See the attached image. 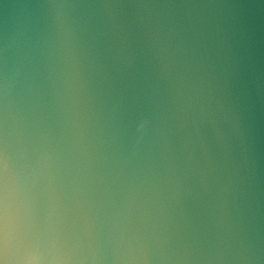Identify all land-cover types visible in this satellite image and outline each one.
<instances>
[{
  "label": "water",
  "instance_id": "obj_1",
  "mask_svg": "<svg viewBox=\"0 0 264 264\" xmlns=\"http://www.w3.org/2000/svg\"><path fill=\"white\" fill-rule=\"evenodd\" d=\"M0 264H264V0H0Z\"/></svg>",
  "mask_w": 264,
  "mask_h": 264
}]
</instances>
